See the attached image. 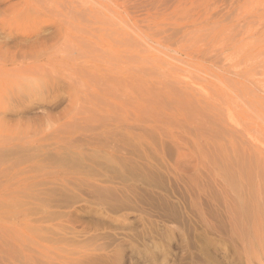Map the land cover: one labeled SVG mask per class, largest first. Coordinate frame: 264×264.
<instances>
[{
  "label": "rangeland",
  "instance_id": "374dc122",
  "mask_svg": "<svg viewBox=\"0 0 264 264\" xmlns=\"http://www.w3.org/2000/svg\"><path fill=\"white\" fill-rule=\"evenodd\" d=\"M189 1L193 26L184 33L165 25L163 44L150 39L147 26L167 23L172 12L148 0L149 19L131 21L124 36L133 54L122 43L112 51L99 45L94 8L119 26L128 18L112 0H0V264H244L237 237L247 235V225L252 230L253 217L234 207L257 204L251 192L263 176L238 154L243 160L257 150L250 143L264 146V25L252 24L251 36L243 23L240 39L228 41L232 21L216 18L231 3L232 19L264 16V0ZM184 34L227 56L188 57L177 50ZM209 34L226 38L224 47ZM182 89L195 92L188 94L201 101H191L197 107L180 106ZM148 130L163 133L165 143L140 139ZM232 157L241 173L228 170ZM72 165L87 172L76 166L78 176Z\"/></svg>",
  "mask_w": 264,
  "mask_h": 264
},
{
  "label": "bare ground",
  "instance_id": "6f19581e",
  "mask_svg": "<svg viewBox=\"0 0 264 264\" xmlns=\"http://www.w3.org/2000/svg\"><path fill=\"white\" fill-rule=\"evenodd\" d=\"M112 1H114V2H116L119 6H120V8L122 9V12H123V14H125V15H127L128 16V18H126L125 16H124V18L127 20V21H125V23H124V25H125V27L124 26H119L116 22H115V20H114V18L113 17H111V16H108L107 14H105L104 13V11H101L99 8H94L95 10H96V12H98L99 13V17H95L96 18V23H97V25H98V29L101 31V32H103V33H101L100 35H99V37H100V40H101V42L107 47H105V46H103V45H101V44H99L102 48H105V49H108V50H114L113 48L115 47V46H120L119 44L120 43H122V44H124V47L126 48V50L128 51V52H130V53H132L133 52V54H134V50H132V48L129 46V44L127 43V41H126V39H125V35L126 34H128L129 33V29L130 28H132V25L130 24V22L132 21V22H134V23H136V22H143V21H147L148 19H149V16H147V17H145V15H149V12H148V7L150 6L149 5V2H148V0H112ZM154 2H153V7L158 11L159 9H162V8H166L167 7V9H165V11H171L172 12V15H173V17H170L169 18V21L167 22V23H165V24H163V25H161V23H164L165 21L164 20H161L160 22H158V23H156L155 25H153V26H147V28H148V30H150V33H151V38L150 39H154V40H156V41H158L159 43H163L164 44V36H161V35H159V34H161L162 32L163 33H166L167 32V29L165 28L166 26L165 25H170L171 27V30L172 31H174V32H187L188 31V28L189 27H192L193 26V19H194V16H195V14H193L192 15V12H189V10L188 9H190V8H187L186 6H187V4L188 3H192L191 1H189V0H153ZM232 1V0H231ZM223 2V1H222ZM225 2H226V0H225ZM230 3V2H229ZM228 4V3H227ZM183 6H185V7H183ZM223 6V5H222ZM224 7H225V4H224ZM227 7H228V9L223 13L224 15H223V17L221 16V14H218V17L216 18V19H218L219 17H221L222 19H220L219 20V22H220V24H222L224 21H226V20H231L232 21V23H233V26H234V28H233V30L231 31V32H229L228 33V41H232V40H235V41H238L240 38L238 37V34L240 33V32H242L241 30L237 33V30H236V28H239V29H241V27L242 28H244L245 29V24H247V25H249L248 26V28H247V31L245 32V33H243L244 35H253V30H252V27H253V25L252 24H254V23H259V24H261V25H264V16H262L261 14H256V13H254V11L253 12H251V11H249V12H240V14H239V16L238 15H234V19H232L231 18V14H232V12L235 10V5H234V3H231V4H228L227 5ZM93 9V7L91 8V10H94ZM262 10H264V9H262ZM163 13V12H162ZM242 13V14H241ZM81 15V14H80ZM91 15L92 14H89V16H88V19H90L91 18ZM112 15V14H111ZM171 15V16H172ZM82 16V15H81ZM82 17H84V16H82ZM215 19V20H216ZM243 23H245V24H243ZM76 29H77V27L74 25V24H72ZM147 25V24H146ZM239 26V27H238ZM69 28V27H68ZM223 29H225V28H222V27H220V33H223V34H225L224 33V30ZM218 32V33H219ZM232 32H233V37L232 38H230V36H231V34H232ZM78 33L80 34V29L78 30ZM263 34V32H261V35ZM81 35V34H80ZM166 36H168V35H166ZM184 36H185V40H187V37H186V35L184 34L182 37H180V38H178L181 42H182V40L184 39ZM90 36L89 35H87V37H86V39L87 38H89ZM194 36H192V39H190L189 38V40H187V41H183L182 43H180V44H178L177 45V50H179L180 52H185L187 55H188V57L189 56H191V57H202L203 59H213V58H215V57H217V56H219L220 58H222L221 57V55H224L223 57H226L227 56V51L225 50V49H223V48H220V50H213V52H215L214 54H212V50L210 49V48H205L206 47V45H204V46H198V44L196 43V39L195 38H193ZM207 37L208 38H210L211 40H212V42L213 43H217L219 46H222V47H224V45L226 44V42L224 41L226 38H223L222 36H220V37H216V36H214V35H211V34H209V36L207 35ZM69 38V35L67 36L66 35V39H68ZM98 44V43H97ZM190 45V48H192V49H190L189 50V48L187 47V48H184L183 46H189ZM180 47H181V49H180ZM104 49V50H105ZM183 54V53H182ZM219 54V55H218ZM228 56H229V54H228ZM190 57V58H191ZM216 60H217V58H216ZM215 60V61H216ZM225 60V59H224ZM223 61V60H222ZM217 63H218V60H217ZM112 71H113V73L114 74H116L117 73V71L115 70V69H112ZM262 80H263V82H264V65H263V67H262ZM167 88H169V91L171 92V88L170 87H168L167 85H165ZM180 88H182V87H180ZM187 88V87H186ZM215 90H218V89H215ZM180 91V90H179ZM182 91H187V93L185 94V98L184 99H179V98H177L178 96H180V95H177V94H174V95H177L176 96V100H178L181 104H180V106L181 107H183L186 103L187 104H189V106H192L193 104H192V102L193 103H195V104H197L198 102H201L200 100L199 101H197V103L196 102H194V101H192V97H193V94L195 95V92L194 91H189V92H192V97H190L191 96V93L190 94H188L189 92H188V89L187 90H183L182 89ZM182 91H180L179 93H181L182 94ZM219 91V90H218ZM170 92H168V96L169 97H173V94L172 93H170ZM175 92V91H174ZM178 92V91H177ZM198 92V91H197ZM213 92V91H212ZM211 92V93H212ZM215 92H217V91H215ZM176 93V92H175ZM178 93V94H179ZM211 93H210V95H211ZM214 93V92H213ZM213 93H212V96L211 97H214V95H213ZM217 93H220V92H217ZM215 94V93H214ZM221 94V93H220ZM171 95V96H170ZM205 96H206V94H204ZM203 96V95H202ZM208 96V95H207ZM206 96V97H207ZM215 96H216V94H215ZM181 97H182V95H181ZM206 97H205V99H206ZM195 98H197L196 100H198V96L197 97H195ZM174 99H175V97H174ZM194 99V98H193ZM203 99V98H202ZM178 101H176L175 102V100H174V102L175 103H178ZM192 101V102H191ZM206 101V100H205ZM183 102H185L184 103V105L182 104ZM207 103H208V101H206ZM205 102V103H206ZM186 104V105H187ZM192 104V105H191ZM198 105V104H197ZM206 105V104H205ZM204 104H203V106H205ZM188 106V105H187ZM193 106H195V107H197L196 105H193ZM199 106H200V103H199ZM201 106H202V104H201ZM202 106V107H203ZM207 107V106H206ZM184 108V107H183ZM188 108V107H187ZM202 109H204V108H202ZM184 110V109H183ZM227 111V110H226ZM225 112V111H224ZM225 114H226V112H225ZM145 126V125H144ZM146 127V126H145ZM144 127V128H145ZM142 129L144 132H145V129ZM147 130V129H146ZM143 131H142V133L140 134V136H139V138L140 139H148V141H152V142H154V143H156L158 140H159V143H161V144H164L165 142H164V137H163V133H159V132H157V134H155L152 130H148L149 132L147 133L146 132V134L145 133H143ZM245 141V140H244ZM242 142V141H241ZM249 143V142H248ZM247 142H245V145L246 144H248ZM242 144H244V143H242ZM241 144V145H242ZM251 145H253V147H255L257 150L254 152L255 154H250V155H248L247 153V156H249V157H247V156H244V158H243V160H241L242 159V157H243V155L242 154H238V156H239V158L238 159H240V161H245L244 162V164L246 163V161L247 162H250V163H253V161H255L253 164L255 165V163H256V165L254 166L253 165V167H252V165H251V167H252V169L250 168V171L252 170H256L255 172H258V175H259V173L263 176V179H262V177H260L262 180H260V179H258V183H260V185L262 186V188H263V192H259V193H257V190H255V189H257L260 185L258 184L257 185V187L254 189V191H255V194H254V192L252 191L251 193H252V196L255 198V200L257 199V204H252V206H248V204H247V207H246V205H244V204H242V205H240V206H236V207H234L236 210H238L239 211V213L241 212V215H242V213H244V211L247 213V214H249V216H252L253 218L252 219H248V220H251L252 221V225H251V229L252 230H249V225H247L246 226V228L245 229H247L248 228V232H247V235H244L243 234V236L242 237H240L239 235H238V239L240 240H242V242H243V244H244V257H241L242 256V254H240V258H239V260H244V264H264V204H259L260 202H263L262 201V199H264V146L263 147H261V145H259L257 142H253V143H250ZM242 147H243V145H242ZM246 148V147H245ZM244 148V149H245ZM243 149V148H242ZM116 151V150H115ZM135 151H136V149H135ZM245 151V150H244ZM82 155H81V154ZM78 155H80L81 156V159H82V157L84 156H86L85 154H83L82 152H80ZM90 153V152H89ZM93 153V152H92ZM139 153V152H138ZM241 153V152H240ZM58 155H66L64 158H67L66 160L64 159V161L66 162V161H68V162H66V163H69V164H67V165H70V164H72L73 163V157H70V156H68L67 154H58ZM240 155H242V156H240ZM79 156V157H80ZM89 157H91L92 159H93V156H90V155H88ZM59 157V156H58ZM60 157H62V156H60ZM69 157L70 158H72V163H71V159L70 160H68L69 159ZM78 157V158H79ZM89 157L87 158V157H85V159H88L89 160ZM236 158H237V156H235ZM254 157V158H253ZM52 158L53 157H51V160H52ZM55 158H57V156L55 157ZM55 158H53L54 160H56ZM77 158V159H78ZM96 158V157H95ZM94 158V159H95ZM212 158V157H211ZM211 158H209V159H211ZM228 159H229V157H227ZM223 159L224 160V162H227L228 161V159ZM247 160H246V159ZM61 159H63V158H61ZM76 159V158H75ZM80 159V158H79ZM93 159V160H94ZM208 159V160H209ZM214 159V158H213ZM232 160H231V162L232 161H234L233 160V157L231 158ZM237 159V160H238ZM60 160V159H59ZM123 160V159H122ZM217 160V159H216ZM226 160V161H225ZM236 160V161H237ZM249 160V161H248ZM56 161H58V158H57V160ZM62 161V160H61ZM70 161V162H69ZM128 160H123V161H120L119 162V164H123L122 166H126V165H128L129 164V162H127ZM214 161H215V159H214ZM219 161V160H218ZM218 161H216V162H218ZM222 161V160H221ZM236 161H234V166H233V162H232V166L233 167H231L230 166V164H229V166L231 167H229L227 164V168H228V170H230V169H235V171L237 172V173H241V171H238V170H236V168H235V165L236 164H238V163H240V162H236ZM239 161V160H238ZM52 162H53V160H52ZM74 162H76V160L74 161ZM83 162H84V160H83ZM127 162V164H125ZM210 163H212V164H214L213 163V161H209ZM208 162V163H209ZM223 162V163H224ZM229 162V161H228ZM227 162V163H228ZM236 162V163H235ZM243 162H242V164H243ZM78 163V162H77ZM85 163V162H84ZM84 163H83V165H84ZM88 163V162H87ZM210 163H209V166H211L210 165ZM222 163V162H221ZM249 163V164H250ZM79 165H80V163H78ZM101 164V163H100ZM217 164V163H216ZM241 164V163H240ZM248 164V165H249ZM66 165V166H67ZM73 165H75L74 163H73ZM72 165V166H73ZM79 165H76V166H79ZM82 165V164H81ZM82 165V166H83ZM88 165V164H87ZM130 166H132V164H129ZM128 165V166H129ZM224 165H225V163H224ZM239 165V164H238ZM246 166L247 167V169H248V167H250V165L249 166ZM72 166H70L71 168H72ZM74 167L72 170H74L75 169V171H77L80 167L82 168V169H84L82 166H79V168L78 167ZM208 166V167H209ZM237 166V165H236ZM240 166V165H239ZM238 166V167H239ZM67 167H69V166H67ZM87 167V166H86ZM118 166H116V168H117ZM241 167V166H240ZM243 167H244V165H243ZM71 168H69V170H71ZM78 168V169H77ZM91 168V167H90ZM100 168V167H99ZM119 168H121V166H119ZM216 169H217V167H215ZM215 168L213 169V170H215ZM77 169V170H76ZM107 169V168H106ZM118 169V168H117ZM116 169V170H117ZM129 169V168H128ZM219 169V168H218ZM243 169H245V168H243ZM243 169H242V172H243V174L245 173V171H246V169H245V171H243ZM91 170V169H90ZM93 170V169H92ZM91 170V171H92ZM98 170V169H97ZM123 170H125V168L123 169ZM241 170V169H240ZM79 171V170H78ZM80 171H81V169H80ZM80 171L78 172L79 173V175L78 176H81V174H80ZM83 171H86V169H84ZM82 171V172H83ZM100 171V170H99ZM99 171H97V172H99ZM138 171V170H137ZM219 171H220V169H219ZM222 171V170H221ZM220 171V176L221 175H223L224 173L223 172H221ZM225 171H226V169H225ZM230 171H232V170H230ZM248 171H249V169H248ZM71 172V171H70ZM87 172V171H86ZM118 172V171H117ZM120 172H121V170H120ZM135 172V171H134ZM212 172V171H211ZM216 172H218V170H216ZM215 172V173H216ZM247 172V171H246ZM227 173H229V172H227ZM224 174V176L225 175H229V174ZM234 173V172H233ZM248 173V172H247ZM250 173V172H249ZM76 174V173H75ZM85 174V173H84ZM87 174H92V175H94L95 174V172L94 171H92V172H88ZM114 174V173H113ZM124 174V173H123ZM218 174V173H217ZM231 174V173H230ZM251 174V173H250ZM250 174H248V175H250ZM255 174V177H256V173H254ZM254 174H252V175H254ZM82 175H83V173H82ZM101 175V174H100ZM104 175V174H103ZM120 175H122V174H120ZM213 175H216V174H213ZM67 176V175H66ZM74 176V175H73ZM77 176V175H76ZM75 176V177H76ZM88 176V175H87ZM86 176V177H87ZM96 176H99V174H97ZM126 176V175H125ZM219 176V177H220ZM224 176H221V177H223L224 178ZM241 176V175H240ZM243 176H245V174L243 175ZM251 176V175H250ZM250 176H248V178H250ZM72 177V176H71ZM101 177V176H100ZM99 177V178H100ZM110 177V176H109ZM108 177V178H109ZM114 177H115V175H114ZM225 177H227V176H225ZM237 177V176H236ZM239 177V176H238ZM259 177V176H258ZM66 178V177H65ZM78 178V177H77ZM89 178V177H88ZM91 178H93V177H91ZM96 178V177H95ZM108 178H107V180H108ZM222 178V179H223ZM245 178V177H244ZM257 178V177H256ZM79 179V178H78ZM81 179H82V177H81ZM94 179V178H93ZM93 179H88V180H90V181H95V180H93ZM102 179H104L103 177L101 178V180ZM240 180L239 181H241V179H243L242 177H240L239 178ZM44 180V179H43ZM49 180V179H48ZM53 180V179H52ZM99 180V179H98ZM97 179H96V181H98ZM216 180V179H215ZM218 180V179H217ZM228 180V179H227ZM248 181V183H249V181H250V179H247ZM252 180V179H251ZM51 181V180H50ZM81 181H85V186H88L86 183L88 182L87 180H85V178L83 179V180H81ZM224 181V180H223ZM233 181V180H232ZM243 181H244V179H243ZM243 181L241 182V183H243ZM39 182H42V180L41 181H39ZM35 183L36 185L37 184H40V186H41V183ZM44 182V181H43ZM42 182V186L43 187H46V184H47V182H46V184H45V186H44V183ZM55 182V181H54ZM54 182H53V184H54ZM99 182H100V180H99ZM98 182V183H99ZM236 181H234L233 183H235ZM251 182V181H250ZM257 182V181H256ZM52 183V182H51ZM68 183V182H67ZM84 183V182H83ZM97 183V182H96ZM230 183H231V181H230ZM240 183V184H241ZM31 184H33V183H31ZM56 184V183H55ZM82 184V183H81ZM91 184H92V182H91ZM90 184V185H91ZM222 184V183H221ZM251 185H252V183H250ZM35 185V186H36ZM47 185H49V184H47ZM84 185V184H83ZM94 185V184H93ZM92 185V186H93ZM95 185H98V184H95ZM242 185V184H241ZM241 185H239V186H237V187H239V189H240V186ZM250 185V186H251ZM32 186H34V185H32ZM34 186V187H35ZM39 185H37V187H38ZM55 186V185H54ZM62 186V185H61ZM69 186V185H68ZM74 186H76L77 187V185H74ZM99 186V185H98ZM243 186L244 185H242V188H243ZM58 187V186H57ZM70 187V186H69ZM80 187V186H79ZM95 187V189L93 188H91L92 190L91 191H94V190H97L96 189V186H94ZM223 187V186H222ZM252 187V186H251ZM253 187H255V185L253 186ZM48 188H50V187H48ZM60 188V187H59ZM62 188V187H61ZM100 188H102V186L100 187ZM232 187H230V189H231ZM242 188H241V190H242ZM36 189V188H35ZM41 189H42V187H41ZM43 189H45L46 190V188H43ZM57 188L55 187L54 188V190H56ZM69 189V188H68ZM67 189V190H68ZM244 189V188H243ZM45 190H43V191H45ZM49 190V189H48ZM51 190H53L52 188H51ZM63 190H65L64 189V187H63V189H62V191ZM80 190V189H79ZM82 190H84V191H86L85 189H82ZM102 190V189H101ZM240 190V191H241ZM42 191V190H41ZM43 191L42 192H39V190H38V194L39 195H41L42 193H43ZM50 191V190H49ZM62 191H60L61 192V194L62 195H66V194H63L62 193ZM66 191V190H65ZM103 191V190H102ZM238 191V190H237ZM243 191V190H242ZM242 191H241V193H242ZM37 192V191H36ZM47 192V191H46ZM59 192V191H58ZM67 192V191H66ZM65 192V193H66ZM89 192V191H88ZM97 192H99V191H97ZM97 192H96V194H97ZM104 192V191H103ZM245 192V190L243 191V193ZM50 193V192H49ZM52 193V192H51ZM55 193H57V192H55ZM112 193V192H111ZM116 193V192H115ZM228 193V192H227ZM240 192H239V195L241 194ZM243 193H242V197H243ZM43 194H45V193H43ZM47 195H49V196H54V195H50V194H48V192L46 193ZM58 194V193H57ZM56 194V195H57ZM60 194V193H59ZM99 194V193H98ZM103 194V193H102ZM105 196H106V194H104ZM113 195H115V194H113ZM112 195V196H113ZM42 196H45V195H42ZM101 196V195H100ZM241 196V195H240ZM47 196H45V198H46ZM115 197V196H114ZM118 197V196H117ZM50 198V197H49ZM60 198H61V195H60ZM60 198H59V200H60ZM262 198V199H261ZM48 199V198H47ZM64 199V198H63ZM66 199V198H65ZM243 199V198H242ZM241 199V200H242ZM259 199H261L260 200V202H259ZM45 200V199H44ZM107 200H108V198H107ZM107 200H104V201H107ZM114 200H116L117 201V199H114ZM47 201V200H46ZM55 201V200H54ZM57 201V200H56ZM103 201V200H102ZM110 201V200H109ZM46 203V202H45ZM50 203H52V202H49V205H50ZM103 203V202H102ZM244 203V202H243ZM57 203H55V205H56ZM59 204H60V202H59ZM109 204H111V203H109ZM47 205H48V203H47ZM195 205V204H194ZM57 206V205H56ZM61 206V205H60ZM51 207V206H50ZM52 207H54V206H52ZM182 207V206H181ZM197 207V206H196ZM231 206L229 205V208H230ZM56 208V207H55ZM169 208H171V207H169ZM173 208V207H172ZM177 211V210H176ZM231 211H232V207H231ZM169 213V212H168ZM176 213V212H175ZM205 213V212H204ZM164 214H165V212H164ZM246 214V215H247ZM167 215V214H166ZM187 215V214H186ZM169 216H171V215H169ZM172 217V216H171ZM180 217V216H179ZM187 217V216H186ZM244 217H246V216H244ZM200 218V217H199ZM235 218V217H234ZM247 218V217H246ZM190 219V218H189ZM240 219V218H239ZM243 219V218H242ZM171 220V219H170ZM201 220V219H200ZM247 220V219H246ZM247 220V221H248ZM241 221V220H240ZM202 222V221H201ZM211 222V221H210ZM214 222V221H213ZM237 222V221H236ZM207 223V222H206ZM233 223H234V221H233ZM232 223V224H233ZM251 224V222H248L247 224ZM204 224V223H203ZM208 224V223H207ZM206 224V225H207ZM168 225V224H167ZM205 225V224H204ZM209 225V224H208ZM207 225V226H208ZM236 225H237V223H236ZM236 225L234 226L235 228L234 229H236ZM170 226V225H169ZM216 226V225H215ZM230 226H232V225H230ZM238 226V225H237ZM242 226V225H241ZM182 227V226H181ZM174 228V227H173ZM185 228V227H184ZM233 228V227H232ZM238 228V227H237ZM240 228V227H239ZM238 228V229H239ZM214 229V228H213ZM233 229V230H234ZM240 230H241V228H240ZM169 231V230H168ZM236 231H238L237 229H236ZM244 231V230H243ZM173 232V231H172ZM234 232V231H233ZM241 232V231H240ZM239 233V232H238ZM171 234V233H170ZM186 234V233H185ZM228 234V233H227ZM231 234H233V233H231ZM239 234H241V233H239ZM235 235V233L233 234V236ZM187 236V235H186ZM227 237V236H226ZM240 237V238H239ZM183 238V237H182ZM218 238V236L216 237V239ZM235 239H236V237H234ZM181 239V238H180ZM213 239V238H212ZM220 239V238H219ZM231 239H233V238H231ZM185 240V239H184ZM223 240H224V238H223ZM234 240V239H233ZM237 240V239H236ZM238 240V241H239ZM219 241H221V239L219 240ZM180 242V241H179ZM183 242V241H182ZM191 242V241H190ZM214 242V241H213ZM242 242H241V244H242ZM221 243V242H220ZM236 243V242H235ZM189 244V243H188ZM237 244V243H236ZM239 244H240V241H239ZM179 245V244H178ZM186 245V244H185ZM205 245V244H204ZM180 246V245H179ZM206 246V245H205ZM234 246V245H233ZM232 246V247H233ZM193 247V246H192ZM239 248H240V246H238ZM205 248V247H204ZM235 248H237V247H235ZM238 248V249H239ZM241 249V248H240ZM194 250V249H193ZM238 251V250H237ZM241 251H242V249H241ZM243 252V251H242ZM239 253V252H238ZM239 255V254H238ZM200 258V257H199ZM208 260V259H207ZM237 261V260H236ZM195 263V262H194ZM199 263V262H198ZM232 263V262H231ZM237 262H235V264H236ZM186 264H187V262H186ZM242 264V263H241Z\"/></svg>",
  "mask_w": 264,
  "mask_h": 264
}]
</instances>
